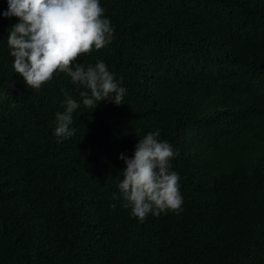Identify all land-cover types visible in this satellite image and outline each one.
Instances as JSON below:
<instances>
[{
	"label": "trees",
	"instance_id": "16d2710c",
	"mask_svg": "<svg viewBox=\"0 0 264 264\" xmlns=\"http://www.w3.org/2000/svg\"><path fill=\"white\" fill-rule=\"evenodd\" d=\"M100 3L114 38L77 60L127 92L76 110L67 139L55 114L81 89L65 74L30 89L0 15V264H264V0ZM155 129L183 204L140 220L113 198L119 156Z\"/></svg>",
	"mask_w": 264,
	"mask_h": 264
},
{
	"label": "clouds",
	"instance_id": "9594fccd",
	"mask_svg": "<svg viewBox=\"0 0 264 264\" xmlns=\"http://www.w3.org/2000/svg\"><path fill=\"white\" fill-rule=\"evenodd\" d=\"M4 18L18 22L7 30V47L12 71L32 90H39L53 76L65 74L81 89L78 103L67 92L56 112L53 135L67 139L75 135L73 113L80 107L93 111L102 102L123 105L126 95L123 78L117 79L106 63L97 59L84 64L83 54L107 47L114 38V26L105 15L100 0H6ZM6 99L0 92V100ZM10 107H15L11 104ZM155 129L139 137L131 157L121 153L125 165L118 173L121 207L143 220L148 215L181 210L180 176L172 169L178 152Z\"/></svg>",
	"mask_w": 264,
	"mask_h": 264
}]
</instances>
